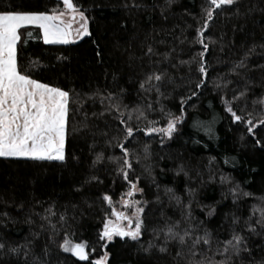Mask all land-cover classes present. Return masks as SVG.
Segmentation results:
<instances>
[{
	"label": "trees",
	"instance_id": "1",
	"mask_svg": "<svg viewBox=\"0 0 264 264\" xmlns=\"http://www.w3.org/2000/svg\"><path fill=\"white\" fill-rule=\"evenodd\" d=\"M74 2L89 17L90 37L46 44L38 27L21 30V69L70 93L68 131L64 161L0 157V243L5 245L0 264H26L23 255L9 251L23 245L31 250L27 264L33 255L48 264H95L105 253L107 264H176L178 245L168 242V251L161 252L164 235L153 230L179 220L189 202L193 221L221 240L230 238L233 216L239 217L235 227L260 259L264 234L249 233L243 224L252 216L253 206L264 207V125L250 133L245 122L248 113L254 124L264 118V104L258 103L264 99V0H237L225 6L226 11L216 10L204 32L208 75L201 88L196 84L202 79L198 53L203 48L197 36L208 0ZM62 8V0H0V11L50 14ZM245 53H249L246 67L233 72ZM154 72L164 74L162 94L140 87ZM245 90L244 97L233 100ZM226 101L245 120L235 121ZM113 105L134 117L137 113L132 110L139 108L157 127H166L168 112L183 116L170 139L137 132L126 144L132 149L135 170L129 179L138 176V187L144 189L134 197L145 208L138 241L118 236L111 242L100 239L104 223L113 218L104 197L110 196L116 208L129 191L117 162L109 159L121 156L116 145L123 141V125ZM131 123L144 128L148 121ZM100 153L104 158L97 161ZM168 189L180 197V205L170 199ZM258 218L259 212L252 221ZM68 238L87 245L89 260L63 251L60 245Z\"/></svg>",
	"mask_w": 264,
	"mask_h": 264
},
{
	"label": "snow or ice",
	"instance_id": "2",
	"mask_svg": "<svg viewBox=\"0 0 264 264\" xmlns=\"http://www.w3.org/2000/svg\"><path fill=\"white\" fill-rule=\"evenodd\" d=\"M171 2L172 0H169V3ZM236 3L237 0H208L207 6L203 10L205 19L203 25L198 29L197 36V41L203 48V51L198 53L201 58L198 62V72L202 79L196 84L197 88L204 86V81L208 75L206 61L203 57L209 45L205 42L204 32L209 22L213 20L217 9L226 11L225 6H233ZM62 4L61 10H53L50 14L35 11H0V157L65 160L70 93L60 87H54L34 79L21 69L18 61V45L22 39L21 30L29 26H35L42 30V38L46 44H69L92 35L89 28V17L81 10L80 6L74 0H62ZM28 35L31 36L32 33L29 32ZM148 52L151 53L152 49L149 48ZM248 54L245 53V59L233 66V72L238 68L246 67ZM163 76V73L155 72L148 75L145 81L141 83V89L145 91L154 89L158 94H162L160 93V86ZM153 81L156 83L153 84ZM145 84L148 85L147 89H145ZM245 92L246 90L239 92L237 96L233 97V100L244 97ZM196 94L195 91L192 93V95ZM181 102H184L183 98ZM258 103L264 104V99ZM226 106L227 111L231 113L235 121L245 120V117L238 115L233 109L231 102L226 101ZM112 107L118 113L116 118L119 123L123 125L121 129L123 141L116 145L121 150V156L109 157V159L117 162L122 178L129 185V191L126 193L129 199L122 198V205L125 209H134V212L129 214L127 211H117L112 198L105 196L104 199L110 205L111 213L116 219L109 218L104 223L100 239L111 242L118 236L138 241L143 235L145 208L140 200L132 199V197L136 193L142 194L144 189L138 187L140 179L138 176L129 179V172L135 170L133 168L132 149L126 144L135 140L137 132L148 136L156 133L160 134L162 138L166 136L170 139L177 130V125L182 122L183 116H174L168 112L166 127H157V122L148 120L145 112L139 108L132 110L137 113L134 117L131 112L127 115L121 112L119 105ZM147 107L151 108L152 105L148 104ZM141 118L148 121L144 128L131 123L133 119L139 120ZM245 122L249 126L248 131L251 133L254 127L264 125V118L257 120L254 124L252 114L248 113ZM144 153L145 158H147L149 154L148 145L144 146ZM103 158V153L96 157L97 161H101ZM139 159L140 157L136 156L137 162ZM94 179L97 178L94 177ZM167 191L172 193L170 199H174L177 205L182 203L180 197L176 196L171 189ZM232 191L235 200L237 199L236 189H232ZM241 195L251 196L252 193L241 192ZM185 208L186 210L182 211L179 220L173 221L171 224L165 223L163 228L153 230L164 235L165 246L160 247L161 252L168 251V242H175L178 245L174 257L176 264H264V255L260 259H256L252 249L248 246L245 235L242 231H237L235 225L239 224V217L233 216L232 224L234 227L230 238L221 240L219 237H214L207 228L201 229L200 223L193 221L191 202ZM213 211H209L207 215L211 216ZM48 212L50 215H54L51 209ZM257 212H259V218L253 222L252 216H255ZM252 216L244 221L243 228L252 234H264V207L253 206ZM43 218L47 219V217ZM258 227L261 232L257 231ZM51 228L55 231L54 224H51ZM214 239L216 241L215 246L213 244ZM103 246L107 247V244ZM4 247L5 245L0 243V249H4ZM60 247L64 252L71 253L81 261L89 260V251L85 243L73 244L66 240ZM9 251L16 256L23 255L27 264L31 252L27 245L10 248ZM44 255H47L46 249ZM31 264H48V261L42 256L33 255ZM95 264H107V253L104 254L103 258L95 260Z\"/></svg>",
	"mask_w": 264,
	"mask_h": 264
},
{
	"label": "rangeland",
	"instance_id": "3",
	"mask_svg": "<svg viewBox=\"0 0 264 264\" xmlns=\"http://www.w3.org/2000/svg\"><path fill=\"white\" fill-rule=\"evenodd\" d=\"M82 40V39H81ZM78 41H80V40H77V41H75V42H78ZM75 42H71V43H75ZM153 134H156V133H153ZM156 135H160V134H156ZM19 158H24V157H19ZM29 159H31V158H29ZM53 161V160H52ZM57 161H59V160H57ZM137 194H139V193H136L135 195H137ZM135 195L132 197V199H134V197H135ZM125 200L126 199H129V197H126V198H124ZM137 200V199H136ZM116 210L117 211H127L129 214H132V212H134V209H125L124 207H123V205H122V200L120 201V202H118L117 203V205H116ZM111 219H113V220H115L116 219V217L115 216H113V218H111ZM67 241H70L71 243H73V244H75V243H81L79 240H70L69 238L67 239ZM67 253H69V252H67ZM107 262H108V257H107Z\"/></svg>",
	"mask_w": 264,
	"mask_h": 264
},
{
	"label": "crops",
	"instance_id": "4",
	"mask_svg": "<svg viewBox=\"0 0 264 264\" xmlns=\"http://www.w3.org/2000/svg\"><path fill=\"white\" fill-rule=\"evenodd\" d=\"M9 158H13V157H9Z\"/></svg>",
	"mask_w": 264,
	"mask_h": 264
}]
</instances>
